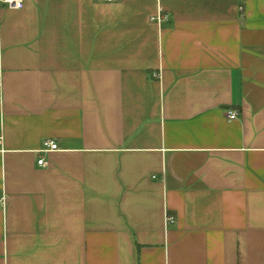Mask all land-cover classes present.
I'll return each mask as SVG.
<instances>
[{"label":"crops","instance_id":"0c3cea01","mask_svg":"<svg viewBox=\"0 0 264 264\" xmlns=\"http://www.w3.org/2000/svg\"><path fill=\"white\" fill-rule=\"evenodd\" d=\"M0 81V264H264V0L0 5Z\"/></svg>","mask_w":264,"mask_h":264},{"label":"built area","instance_id":"2783aa9c","mask_svg":"<svg viewBox=\"0 0 264 264\" xmlns=\"http://www.w3.org/2000/svg\"><path fill=\"white\" fill-rule=\"evenodd\" d=\"M106 2H113L114 0H104ZM0 5L3 7H6L8 9H22L25 5V0H0ZM153 20H161L162 16L158 15V17L152 18ZM2 91V84L0 81V93ZM238 117V113L236 111H230L228 113V118L230 120H235ZM3 139L2 136H0V144H2ZM59 145L51 140H45L43 142L42 152H53L58 151ZM40 166H46L45 160L41 159L39 160ZM7 205V198L6 196H2L0 199V208L3 210L6 209ZM176 223V217L168 212V210L165 211V228H167L170 225H173Z\"/></svg>","mask_w":264,"mask_h":264}]
</instances>
